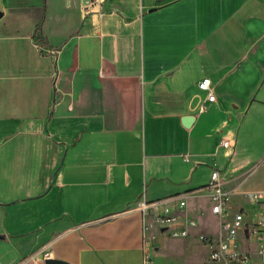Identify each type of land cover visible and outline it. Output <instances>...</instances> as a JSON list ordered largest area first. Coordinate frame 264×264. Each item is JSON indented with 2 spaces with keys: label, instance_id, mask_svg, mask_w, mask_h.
<instances>
[{
  "label": "crops",
  "instance_id": "1",
  "mask_svg": "<svg viewBox=\"0 0 264 264\" xmlns=\"http://www.w3.org/2000/svg\"><path fill=\"white\" fill-rule=\"evenodd\" d=\"M0 14V264H167L163 206L133 208L183 195L176 238L213 264L214 170L230 212L264 215L247 198L264 191V0H0ZM238 243L258 254L248 231Z\"/></svg>",
  "mask_w": 264,
  "mask_h": 264
},
{
  "label": "built area",
  "instance_id": "2",
  "mask_svg": "<svg viewBox=\"0 0 264 264\" xmlns=\"http://www.w3.org/2000/svg\"><path fill=\"white\" fill-rule=\"evenodd\" d=\"M199 88L207 93L209 101H215L217 96L214 92L212 80L209 77L203 78L199 84ZM208 107L203 104L202 110ZM225 146L227 141H223ZM225 180L219 170H214L211 176L209 188L211 191L210 199L212 203V211L221 218V231L218 237L203 236L202 241L210 246L208 260L213 264H248L250 253L241 250L238 243L240 231H248L255 239L258 249L257 252L264 262V215H261L257 222L250 225L245 221L242 212L232 213L229 210L228 194L229 191L224 187ZM247 198L254 203H264V191H251L247 193ZM172 199L179 200V207L183 208L187 205V198L176 196L157 202H148L146 200L138 201L133 208L146 213L151 208L163 206L162 211L155 212V223L162 229L169 230L173 237H187L189 235L188 227L176 228L175 224L179 221L178 215L171 211L169 202ZM195 220H188V226H196ZM46 258L50 257V253H45ZM145 264H155L150 257H147Z\"/></svg>",
  "mask_w": 264,
  "mask_h": 264
},
{
  "label": "rangeland",
  "instance_id": "3",
  "mask_svg": "<svg viewBox=\"0 0 264 264\" xmlns=\"http://www.w3.org/2000/svg\"><path fill=\"white\" fill-rule=\"evenodd\" d=\"M232 203L235 204L234 202ZM201 223L202 227L200 228L205 230L213 229L215 226V222H212L209 218H201ZM210 224L211 226H209ZM198 229L199 228L196 230ZM196 239L198 238L195 236H191L190 238L170 237L167 242V247L171 253L173 252L179 255L176 257L172 256L170 259L165 258L163 262H166L167 264H208L205 261L204 250ZM248 264H264L261 257L254 252L253 248Z\"/></svg>",
  "mask_w": 264,
  "mask_h": 264
},
{
  "label": "water",
  "instance_id": "4",
  "mask_svg": "<svg viewBox=\"0 0 264 264\" xmlns=\"http://www.w3.org/2000/svg\"><path fill=\"white\" fill-rule=\"evenodd\" d=\"M89 2H91V0H83V3L85 4H88ZM1 15V14H0ZM189 121L186 119V122ZM185 122V123H186ZM47 264H62L63 262L60 261V260H57V259H51L49 258L47 261H46Z\"/></svg>",
  "mask_w": 264,
  "mask_h": 264
}]
</instances>
